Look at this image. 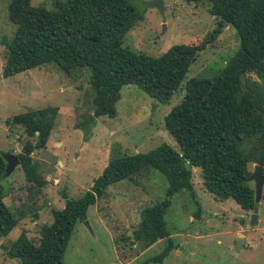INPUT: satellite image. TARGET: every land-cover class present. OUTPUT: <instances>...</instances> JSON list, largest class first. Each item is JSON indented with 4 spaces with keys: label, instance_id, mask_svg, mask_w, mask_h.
Segmentation results:
<instances>
[{
    "label": "rangeland",
    "instance_id": "rangeland-1",
    "mask_svg": "<svg viewBox=\"0 0 264 264\" xmlns=\"http://www.w3.org/2000/svg\"><path fill=\"white\" fill-rule=\"evenodd\" d=\"M9 1L0 0V153L17 154L29 138L22 126L6 124L13 115L46 109L53 122L46 146L32 153L43 185L30 183L20 165L2 180L5 202L19 215V223L0 237V244L6 243L0 246V264H22L3 248L22 230L37 238L41 225L52 221V210L62 209L67 198L77 199L90 189L111 159L146 152L162 143L179 150L164 126V116L182 99L186 80L216 76L240 40L233 25L220 23V17L211 14L209 0H162L160 5H148L154 0H135L143 19L127 31L124 47L154 57L175 44H203L204 48L180 88L165 103L135 84H126L116 102V115L96 116L88 69L68 72L45 63L4 75L7 43L15 29L7 16ZM54 2L31 0L32 5L47 8ZM259 82L264 96V80ZM254 165L250 164V171ZM192 183L194 195L180 190L170 198L164 219L173 248L162 262L144 263L159 254L167 240L159 239L144 250L132 237L144 208L166 196V176L148 168L111 184L88 208L86 220L74 227L63 264H264V185L257 224L247 229L241 221L248 222L253 209L245 211L232 198L214 199L204 188L200 167L193 168ZM239 234L243 243L236 250Z\"/></svg>",
    "mask_w": 264,
    "mask_h": 264
},
{
    "label": "trees",
    "instance_id": "trees-1",
    "mask_svg": "<svg viewBox=\"0 0 264 264\" xmlns=\"http://www.w3.org/2000/svg\"><path fill=\"white\" fill-rule=\"evenodd\" d=\"M209 2L211 14L219 16L220 23L236 28L240 45L213 78L187 79L182 99L164 116V126L179 150L162 143L146 152L111 159L90 189L77 199L67 198L62 209L52 210V221L41 225L37 238L22 230L7 249L9 257L19 258L22 264H63L74 227L86 220L88 208L111 184L148 168L166 176V196L144 208L132 237L143 249L159 239L168 243L144 263L162 262L173 248L164 215L176 192L194 195V167L201 168L204 188L214 199L232 198L245 211L253 209L254 186L244 179L251 163L264 166V96L259 89V80H264V0ZM7 16L15 29L7 43L4 75L45 63L68 72L88 69L96 116L116 115V102L126 84H135L165 103L204 48L203 44H175L154 57L124 47L127 31L143 19L135 0H55L52 8L34 6L31 0H10ZM50 118L46 109H30L6 120L7 125L22 126L29 137L17 155L27 180L37 186L44 181L32 153L46 146L53 128ZM5 166L0 153L2 236L19 223V215L4 201Z\"/></svg>",
    "mask_w": 264,
    "mask_h": 264
},
{
    "label": "water",
    "instance_id": "water-1",
    "mask_svg": "<svg viewBox=\"0 0 264 264\" xmlns=\"http://www.w3.org/2000/svg\"><path fill=\"white\" fill-rule=\"evenodd\" d=\"M162 0H154L153 2L148 3V5H160ZM4 160L6 161L5 166V176H9L14 169L20 165L19 157L16 153H2ZM246 182H253L254 183V207L253 212L250 216V220L245 222L244 220L241 221V224L245 225V227L251 228L255 224H257V214L256 210L261 199L262 195V188L264 185V166L255 164L253 170L245 177L244 179ZM243 243V235L239 234L238 239L236 241V250H239L242 247Z\"/></svg>",
    "mask_w": 264,
    "mask_h": 264
},
{
    "label": "crops",
    "instance_id": "crops-1",
    "mask_svg": "<svg viewBox=\"0 0 264 264\" xmlns=\"http://www.w3.org/2000/svg\"><path fill=\"white\" fill-rule=\"evenodd\" d=\"M4 201H5V198H4ZM0 237H4V236H2V235H0ZM18 237V236H17ZM12 243V242H11ZM11 243L9 244V245H11ZM6 243H4V242H1V244H0V246H2V245H5ZM9 247H6V248H3L4 250H5V253L7 254V249H8ZM144 250H146V248L144 249ZM144 250H142V251H144ZM8 256V255H7Z\"/></svg>",
    "mask_w": 264,
    "mask_h": 264
}]
</instances>
